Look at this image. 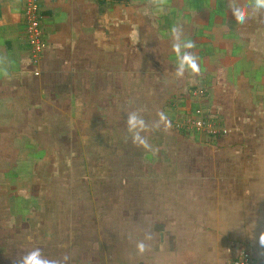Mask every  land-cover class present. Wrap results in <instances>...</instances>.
<instances>
[{"label":"crops","instance_id":"crops-1","mask_svg":"<svg viewBox=\"0 0 264 264\" xmlns=\"http://www.w3.org/2000/svg\"><path fill=\"white\" fill-rule=\"evenodd\" d=\"M229 3L39 0L34 75L24 2L0 0V264L37 247L67 264H230L244 250L264 262V11L241 25ZM173 25L196 45L198 76L175 75ZM198 107L233 132L174 128ZM138 109L171 121L146 133L156 151L131 142ZM37 153L31 178L3 181L4 165ZM46 158L82 167H36Z\"/></svg>","mask_w":264,"mask_h":264},{"label":"clouds","instance_id":"clouds-1","mask_svg":"<svg viewBox=\"0 0 264 264\" xmlns=\"http://www.w3.org/2000/svg\"><path fill=\"white\" fill-rule=\"evenodd\" d=\"M154 3L163 4L165 0H153ZM229 8L232 16L238 24H245L250 18L249 8L255 12L264 11V0H246L244 4H240L238 0H230ZM172 38V51L175 53L177 65L175 75L177 78H183L185 72H190L195 76L201 73L197 55L190 51L196 47L194 41L183 36V30L180 25H173L170 29ZM142 109L127 113L125 121L126 130L130 136L134 146L140 147L147 151H156L149 143L148 133L150 130L168 131L171 127V121L163 111L157 112L158 119L147 122L142 113ZM151 235L145 236V240L137 241L136 250L139 255H143L148 250L146 240H151ZM259 246L264 248V233L259 236ZM68 256L62 259H50L46 257L40 248H33L15 258L14 264H67Z\"/></svg>","mask_w":264,"mask_h":264},{"label":"built area","instance_id":"built-area-1","mask_svg":"<svg viewBox=\"0 0 264 264\" xmlns=\"http://www.w3.org/2000/svg\"><path fill=\"white\" fill-rule=\"evenodd\" d=\"M23 18L25 23L26 42L29 47V61L34 67L33 74L39 75L37 68L42 61L46 42L43 37L41 26L42 16L40 13L39 0H23ZM194 95L204 94L203 89H195ZM209 111L198 107L193 113H190L178 121H175L174 128L178 131H196L203 133L208 137H225L232 133L233 129L209 114ZM230 264H258L249 251H242L237 258ZM264 264V262L262 263Z\"/></svg>","mask_w":264,"mask_h":264},{"label":"rangeland","instance_id":"rangeland-1","mask_svg":"<svg viewBox=\"0 0 264 264\" xmlns=\"http://www.w3.org/2000/svg\"><path fill=\"white\" fill-rule=\"evenodd\" d=\"M211 116H213L211 113H209ZM214 117V116H213ZM233 129V128H232ZM233 132V131H232ZM42 155V153L32 154L28 155V157L24 158L20 156L18 160L13 163L12 167H7L4 165V173H1L2 179L4 182H7V184L15 185L19 184L24 179H29L30 177V171L33 168V163ZM96 162V161H93ZM82 167V161L81 160H72L69 161V163L66 164L65 161L61 160H51V159H40L36 163V167L42 168L44 170H49L53 167ZM43 177V175H41ZM1 180V178H0ZM6 184V185H7ZM11 200V199H10ZM20 197H15L11 202H14V206L11 208V210H14V213L19 214L22 209V202ZM10 202V201H9ZM25 202V201H24ZM27 203V202H25ZM10 210V212H11Z\"/></svg>","mask_w":264,"mask_h":264},{"label":"trees","instance_id":"trees-1","mask_svg":"<svg viewBox=\"0 0 264 264\" xmlns=\"http://www.w3.org/2000/svg\"><path fill=\"white\" fill-rule=\"evenodd\" d=\"M195 90V89H194ZM205 89H203V91H204ZM193 91V90H192ZM205 92V91H204Z\"/></svg>","mask_w":264,"mask_h":264}]
</instances>
